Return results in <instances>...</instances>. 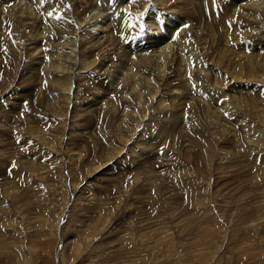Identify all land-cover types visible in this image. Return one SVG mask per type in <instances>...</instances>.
<instances>
[{
    "label": "rangeland",
    "instance_id": "1",
    "mask_svg": "<svg viewBox=\"0 0 264 264\" xmlns=\"http://www.w3.org/2000/svg\"><path fill=\"white\" fill-rule=\"evenodd\" d=\"M83 1L0 0L10 8H0V121L7 116L0 122V264H264V0H144L138 25L129 19L131 0ZM28 5L51 27L67 28L55 42L80 41L61 50L73 55L71 72L81 66L82 30L73 32L80 18L97 23L94 48L114 43L107 66L82 70L96 86L58 112L49 91L42 102L54 90L40 83L50 59L41 50L30 65L13 36L29 40V28L6 23ZM155 19L162 25L150 28ZM117 21L124 32L102 37L100 27ZM167 31L177 40L162 37ZM134 45L172 68L125 70L119 53L128 49L136 62ZM133 71L148 80L125 74ZM131 80L139 89L132 91ZM103 81L116 90L105 93ZM70 83L72 92L77 82ZM13 86L29 92L18 100L15 88L7 93ZM117 92L127 101L118 103ZM84 101L94 104L96 133L78 131L70 119L68 105L82 112ZM20 111L12 127L24 129L10 133L7 118L18 120Z\"/></svg>",
    "mask_w": 264,
    "mask_h": 264
},
{
    "label": "bare ground",
    "instance_id": "2",
    "mask_svg": "<svg viewBox=\"0 0 264 264\" xmlns=\"http://www.w3.org/2000/svg\"><path fill=\"white\" fill-rule=\"evenodd\" d=\"M74 1H77L75 4H77V5H79L80 7H81V5H83L84 4V1L83 0H74ZM17 3L16 2V0H12V5L11 4H9V6H13V5H15V4ZM34 3V2H33ZM145 3V1L144 0H131L130 1V3L128 2V4L129 5H127L129 8L130 7H133V9L131 8L130 9V12L129 13H132L131 14V16H130V18L129 19H132L133 20V22L134 23H136V19H134L138 14H140V11H141V4L143 5ZM249 2H245V4L247 5ZM86 4V3H85ZM251 4V3H250ZM38 5V4H37ZM49 6H50V4H49ZM35 5H28V7H27V9L26 10H22V9H20V10H18V12H17V15L16 16H14V15H12L9 19H7L6 20V23H8V22H15V20L16 19H18V23H17V26L18 27H22V29L23 30H19V31H25L26 29H28L29 28V33L31 34V36H29L28 37V39L29 40H22L21 38L23 37V34L21 35V37H18V35L17 34H15V35H13L14 37H15V39H14V41H15V43H16V46H18V47H21V45L22 44H25V49L27 50L26 51V53L29 55V56H31V59H30V65H35L36 64V59H39V58H41V57H43V55L41 54V50H42V52H44V57L45 58H49L50 60H49V67H50V69H48V71L46 72V73H44L43 75H42V77H41V81H40V83H41V85L42 86H44V87H52V88H54V90L53 89H50V88H48V89H46L45 90V92H44V94H43V100H42V102H44L45 100H46V98L47 97H49L50 96V99L49 100H53V102H52V104H51V106H50V104H49V106H50V109L51 110H53L54 112H58L57 111V109L59 108V109H62V105H65V101H67V100H69V102L72 100V101H74L75 100V98H77V97H83L82 96V94H78L80 91H83V92H87L86 90H88L89 88H91V87H95L96 85H94V81H91V79L90 78H93V77H95V75H93L92 77H90V75H86V74H84L83 76H81V74H83L85 71H82L83 69H88L89 67H95L96 69L98 68H100V70L101 69H103L102 67L103 66H107V63L109 62V61H107V58H106V56L108 55V54H111L112 53V48H111V46L114 44L113 43V41H112V43L111 42H109V41H105L104 43H103V45H99L97 48H94V47H96L97 45H95V43H98L99 41H100V38H98V36H99V28H97V29H95V28H91V25L95 22V21H90L89 19H88V17H84V18H80L78 21H79V24L77 23L76 24V28L73 30V32H74V34H76V35H74V36H78L79 35V31H81V33H80V35H81V42H83L84 41V43H81L80 45L81 46H79V51L77 52V54H76V57L78 56V60L80 59V63H78V64H80L81 66H79L78 67V69H77V67H76V69H77V71L76 70H74L73 72H71L72 70L71 69H75V65L74 64H71L72 63V54L71 53H68V54H64V52H62L61 50H63L64 48H69V46L71 45V46H75L76 44H78L79 45V40L77 39V40H75V41H70V42H67V43H64V41L62 42V41H58V42H55V41H57L62 35H67L68 34V32H67V28L66 27H64L63 25H61V24H58V25H55V23H53V26L51 27V23H49V19H45L44 17V19L43 18H41V14L39 15V12H35L34 13V10H35ZM85 7H88V5L86 4V6ZM85 7H83V8H85ZM245 7V6H244ZM0 8L2 9V8H4V9H6V11L7 12H9V14H10V8L9 7H7L6 5H0ZM143 8V7H142ZM4 11V10H3ZM126 13V12H125ZM33 14H35V15H37L36 17H34L33 18ZM248 14V13H247ZM129 15V14H128ZM7 16V15H6ZM138 17V16H137ZM136 17V18H137ZM142 17V16H141ZM78 18V17H77ZM92 18V17H91ZM28 19H32V21H27ZM151 19V18H150ZM122 20V19H121ZM120 20V21H121ZM168 22H169V20H170V18H167L166 19ZM120 21H117V22H114V23H112V24H110V23H108V22H106L105 24H103L100 28V32H103L104 33V35L102 36V37H104V36H109V34H110V32H111V30H114V29H116V30H118L119 29V31L120 32H122L123 30H124V27H125V25L124 26H118V24H119V22ZM172 21V20H171ZM2 20H1V18H0V25L2 24ZM45 23L47 26H45L44 28H43V26L41 27L38 23ZM96 23V22H95ZM124 23V22H123ZM148 24H149V27L151 28L154 24H160V25H162L161 24V20L160 19H155V20H149L148 22H147ZM97 24V23H96ZM95 24V25H96ZM125 24H126V22H125ZM128 24V23H127ZM137 24V23H136ZM9 25V24H8ZM77 25H80L81 26V28L79 29V30H77ZM120 25V24H119ZM134 25V24H133ZM138 25V24H137ZM136 25V26H137ZM2 26V25H1ZM88 27V28H86V29H83V27ZM136 26H134V27H136ZM5 27V26H4ZM138 27V26H137ZM139 27H140V25H139ZM138 27V28H139ZM147 27H148V25H147ZM160 27V26H159ZM30 28H31V30H30ZM127 28V27H126ZM130 28H132V27H130ZM130 28L128 29V30H130ZM144 28V27H143ZM6 29V28H5ZM4 29V30H5ZM42 29V30H41ZM44 29V30H43ZM163 29V28H162ZM144 30V29H143ZM161 30V29H160ZM115 31V30H114ZM126 31V30H125ZM131 31V30H130ZM154 31V30H153ZM166 31V30H165ZM247 31V30H246ZM6 32V31H5ZM97 32H98V34H97ZM124 32V31H123ZM133 32V31H132ZM3 33V32H2ZM2 33H1V31H0V34L2 35ZM7 33V32H6ZM6 33H5V35H6ZM22 33V32H21ZM25 33V32H24ZM3 35H4V33H3ZM152 35H153V38L154 39H157V38H159V33L158 32H152L151 33V37H152ZM157 35H158V37H157ZM52 36H53V38H55V40H54V44L52 43V44H50V41H51V39H52ZM82 36H84V37H82ZM111 36V35H110ZM5 37V36H4ZM150 38V39H148V41L147 42H149V40H151V42L152 41H154V39H151V37L148 35L147 36V38ZM162 37H166V39H170V43L173 41V40H177V38H174L172 35H169V33H168V31L167 32H163V36ZM25 38H27V37H25ZM48 39V40H46V39ZM68 38V37H67ZM43 39H45V43L42 45V40ZM125 39H127V38H125ZM141 39V38H140ZM138 40V41H136V43L138 42H140V44L142 43V40ZM66 40V39H65ZM166 41V40H165ZM169 41V40H168ZM106 43H108V45H106ZM120 43V42H119ZM159 44H162V42L161 41H159L158 42ZM166 43H167V41H166ZM169 43V42H168ZM169 43V44H170ZM70 44V45H69ZM116 44V43H115ZM121 44V43H120ZM173 44V43H172ZM243 44H245V43H243ZM32 45V46H31ZM52 45L53 46H55V47H52ZM166 45V44H165ZM120 46V45H119ZM135 46V48H134V50L135 49H138L139 50V52H136V56H137V58H136V62L134 61L135 59L134 58H132L131 57V52H129L128 51V49L127 50H125L123 53H119L120 55L119 56H122V55H125L126 56V66H125V64H121V66H124V67H122V68H124L125 70H127L128 68H126L127 67V65L130 67V71L132 70V68H134L136 65H138L139 67H141V68H143V69H147V67H149V65L150 64H153L154 65V67H156V69H159V70H161V69H163V71H165V68L163 67V65L164 64H167L168 66H167V68H169V66H170V64L169 63H162V64H158L157 63V60L155 61L152 57V55H151V53L150 52H148V53H143L142 54V49L143 50H145V48H142L141 47V45L140 46H137V45H134ZM143 46H144V43H143ZM245 46V45H244ZM113 47H115V46H113ZM122 46H120L119 48V50H121L122 48H121ZM151 47V46H150ZM149 47V48H150ZM167 48V46H162V50H161V52H163L165 49ZM170 48V47H169ZM71 49V48H70ZM151 49V48H150ZM32 50H35V52H37V53H39V54H35V55H37V57L36 58H32V56L33 55H31L30 54V52L32 51ZM65 50V49H64ZM51 52H53V53H55V55H53L52 56V54H51ZM151 52H152V50H151ZM164 53V52H163ZM2 54H4V53H2ZM140 54V55H139ZM161 54V53H160ZM162 56H164L163 54H161ZM161 55H159L160 57H161ZM156 56H158V55H156ZM167 57V56H166ZM61 58H64V61L65 62H62V60H61ZM119 58V57H118ZM186 58V57H185ZM134 59V60H133ZM189 59V58H188ZM1 60V59H0ZM131 60H133V61H131ZM187 60V59H186ZM190 60V59H189ZM103 61H104V63H103ZM164 61H168V59L166 58ZM69 63V65H67L66 63ZM129 62H130V64H129ZM116 64V63H115ZM116 67L117 66H119V64L118 65H115ZM172 67L170 66V69H171ZM119 69V68H118ZM71 70V71H70ZM106 70V69H105ZM124 70V71H125ZM158 70V71H159ZM67 71V72H66ZM128 71V70H127ZM61 72H66L67 73V75L68 76H64V75H60V73ZM113 72V71H112ZM118 72H122V70H118ZM38 74H39V71L37 72ZM70 73H72L71 75H69ZM86 73H87V71H86ZM146 73V72H145ZM144 73V74H145ZM40 74H42V73H40ZM74 74V75H73ZM126 75H129V74H132V76L131 77H134L135 79L136 78H138V77H144V74H140L138 71H133V72H131V73H125ZM160 75V74H159ZM114 77V76H113ZM1 78V77H0ZM116 78V77H115ZM145 78H147V80H148V77H147V75H145V77H144V79ZM23 79L24 78H19V80L17 81V80H12L11 82H14L15 81V83H21L22 81H23ZM72 79H74L77 83H76V88H75V90H73L72 89V92H71V83H70V81H72ZM79 79H81V80H79ZM118 79V78H117ZM163 80V79H162ZM164 81V80H163ZM167 81H169V80H166L164 83H165V85H167L168 84V82ZM147 82V81H146ZM149 83V82H148ZM84 84V85H83ZM3 85H4V83H3V79H0V88L1 87H3ZM14 85V84H13ZM107 85L108 84H106V82L105 81H103V82H101L100 84H99V86L98 87H100V88H102V90H105V93L107 92L106 91V89H109V87H107ZM80 86H83V90H78L79 89V87ZM130 87L132 86V91L134 90V89H139L138 88V84L136 83V81L134 80V81H132L131 80V82H130V85H129ZM168 87V86H167ZM171 87V86H170ZM170 87H169V89H170ZM7 88H10V87H8L7 86ZM13 88H15V86H13L11 89H10V91L9 92H7L8 94H12L13 93ZM97 88V87H96ZM105 88V89H104ZM98 89V88H97ZM110 89H113V88H110ZM109 89V90H110ZM179 88L177 87V90H178ZM15 90V92H16V99H18L19 97H22V96H24L27 92H29L28 90H26V91H24V92H21V91H17V89L15 88L14 89ZM102 90H100V91H102ZM108 90V91H109ZM116 89H113L112 90V92L113 91H115ZM141 90V89H140ZM48 91H49V96H48ZM62 92H64V94L62 93ZM126 92V91H125ZM124 92V93H125ZM177 92V91H176ZM71 93V94H70ZM73 93H74V96H73ZM110 93H111V91H110ZM110 93H108V94H110ZM119 92H117V95L115 94V93H113V94H115L116 95V98L115 99H117V102L119 103H121V102H126L127 100H126V98H125V96L124 95H119L118 94ZM75 94H78V95H75ZM126 94H127V92H126ZM87 95H88V93H87ZM86 95V96H87ZM136 95H138L137 93H136ZM178 95V94H177ZM86 96H84V99L83 100H86ZM128 96V95H127ZM88 99V98H87ZM19 100V99H18ZM89 100V99H88ZM87 100V101H88ZM138 100H140L141 101V98L140 99H138ZM22 100H20V107H21V104H22V102H21ZM226 102V101H225ZM84 103H85V101H84ZM104 103V102H103ZM99 104V103H98ZM160 104H162V102L160 101ZM85 105H86V107L84 108V110L81 112V111H76V112H73L70 108H69V105H68V109H69V111L71 112V115H70V119H71V121H74L75 123H76V129L78 130V131H83V130H88L89 132H93V131H95V126H94V124H95V122H97L98 124H99V120L98 119H96V116H95V114H91V113H89L90 111H89V109L90 108H92L93 107V103H92V101L91 102H86L85 103ZM100 105V104H99ZM98 105V106H99ZM117 105V104H116ZM4 106V105H3ZM58 107V108H57ZM109 107V106H108ZM108 107H107V109H108ZM124 107V115H126L125 113H128V106H123ZM1 108H3V107H1ZM6 108V107H5ZM99 108H101L100 106L99 107H94V111L96 110H98ZM110 108V107H109ZM6 110V109H5ZM13 110V109H12ZM108 110H110V109H108ZM129 110H130V108H129ZM240 110V109H239ZM2 111H4V110H2ZM7 111V110H6ZM23 111V110H22ZM95 111V112H96ZM119 111H121V110H119ZM118 111V112H119ZM226 111V110H225ZM0 112H1V110H0ZM92 112V111H91ZM104 112H105V110H104ZM106 112H107V110H106ZM105 112V114H107ZM110 112V111H109ZM108 112V113H109ZM112 112H114V111H112ZM134 112H136V110L134 111ZM229 112V111H228ZM23 113V112H22ZM111 113V112H110ZM130 113V112H129ZM214 113V112H213ZM3 114H4V112H3ZM18 114H19V117H17V119L19 118V119H21V117H22V114H21V111L20 112H18ZM216 114H217V112H216ZM26 115V113L24 112L23 113V116H25ZM109 115V114H108ZM123 115V114H122ZM13 116V115H12ZM7 116L5 115V118H6ZM26 117V116H25ZM142 117H144V116H142ZM5 118H3V120H1L0 122H2V121H4V119ZM80 118V119H79ZM83 118V119H82ZM98 118V117H97ZM8 119V122H7V126L6 127H8L9 126V124H11V126H9V128L10 127H12V123L13 122H19V119L18 120H15V116L14 117H8L7 118ZM14 119V120H13ZM95 119H96V121H95ZM13 121V122H12ZM18 125H20V123H18V124H14L13 125V127L15 128V130H12V128L11 129H9L10 130V133H12V132H15V131H21L22 129H24V127L23 126H21V128H19L20 126H18ZM34 127V126H33ZM32 127V128H33ZM40 129V128H39ZM3 130H5V129H3ZM38 130V129H37ZM97 130V129H96ZM33 131V130H32ZM84 132V131H83ZM34 133V132H33ZM85 133V132H84ZM95 133H96V131H95ZM92 134V133H91ZM94 134V133H93ZM51 135H53V134H51ZM82 140V139H81ZM79 142V141H78ZM85 142H86V140H85ZM9 143V142H8ZM12 145V144H11ZM3 151H4V149H3Z\"/></svg>",
    "mask_w": 264,
    "mask_h": 264
},
{
    "label": "snow or ice",
    "instance_id": "3",
    "mask_svg": "<svg viewBox=\"0 0 264 264\" xmlns=\"http://www.w3.org/2000/svg\"><path fill=\"white\" fill-rule=\"evenodd\" d=\"M49 15L51 16V15H53V13L50 12ZM56 18H57V19H60V18H62V17L57 16Z\"/></svg>",
    "mask_w": 264,
    "mask_h": 264
}]
</instances>
